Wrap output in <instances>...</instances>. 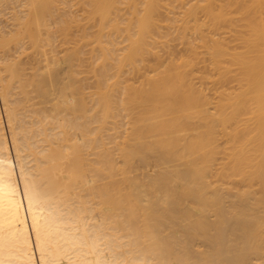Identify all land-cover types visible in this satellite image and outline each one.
<instances>
[{
    "label": "bare ground",
    "instance_id": "bare-ground-1",
    "mask_svg": "<svg viewBox=\"0 0 264 264\" xmlns=\"http://www.w3.org/2000/svg\"><path fill=\"white\" fill-rule=\"evenodd\" d=\"M68 1L0 0V264H264L261 10L191 0L213 35L190 0Z\"/></svg>",
    "mask_w": 264,
    "mask_h": 264
},
{
    "label": "rangeland",
    "instance_id": "rangeland-1",
    "mask_svg": "<svg viewBox=\"0 0 264 264\" xmlns=\"http://www.w3.org/2000/svg\"><path fill=\"white\" fill-rule=\"evenodd\" d=\"M74 1H75V0H74ZM74 1H73V2H74ZM81 1H82V2H85V0H81ZM81 1H80V2H81ZM182 1H183V0H182ZM185 1L187 2V0H185ZM194 1L197 2V0H194ZM199 1H200V0H199ZM202 1H203V0H202ZM209 1H211V0H209ZM209 1H208V2H207V1H204V2L209 3ZM215 1H218V0H215ZM215 1H213V2H215ZM235 1H239V0H235ZM235 1H234V2H235ZM243 1H244V0H243ZM243 1H242V3H240V4H239V3H238V4L235 3L233 6H230L229 8H227L228 10H231L230 8L232 7V8H233L232 10H234L233 12L231 11L232 15H231L230 12H226V14H230V15H228L229 18H230V16L232 17V18H230L231 20H232L233 17H234V19H233V20H234V23H236V22H235V21H236V20H235L236 16H240V15H241V16H244L243 19L245 18V15H244V14L242 15V12H247V11H245V9L249 11L251 8H254L255 10L258 9L259 12H260V10H261V12L264 11V4H259V5H257L258 2H257V3H253V2H255L256 0H255V1L252 0V1H253L252 3H249L250 0H246V2L248 1V4L245 3V5L243 4L245 1H244V2H243ZM261 1H262V0H261ZM261 1H259V2H261ZM73 2H69V1H68V3H67V4H68V5H67L68 7H66V8H68V9L65 8L66 11L69 13L70 10H73V11L70 12V14L73 12L71 16H73V14L76 13L75 15H76V16L78 15L79 18H81L82 14H84V16H83L82 18H85V19H86L85 15L88 16V14H87V12H83V9H85V8H83V7L81 6V8H83V9H81L80 6L77 5V4L79 3L78 0H76V1L74 2V3L76 4V6L73 5V4H74ZM179 2H180V1H179ZM179 2H177V3H179ZM200 2H201V1H200ZM204 2H202V4H203ZM221 2H222V1H221ZM221 2H220V0H219V1L216 2V3H218V4L220 3V4H221ZM226 2H229V1L226 0ZM231 2H232V0L230 1V3H231ZM239 2H241V1H239ZM250 2H251V1H250ZM70 3H73V4L71 5V8L69 7V6H70ZM182 3H183V2H182ZM189 3H191L190 5H193V4H194V2L191 1V0L189 1ZM198 3H199V2H198ZM198 3H197V4L195 3L196 5H195V4H194V5L197 6ZM211 3H212V2H211ZM223 3H225V1H223ZM223 3H222L221 5H223ZM79 4H80V3H79ZM199 4L201 5V3H199ZM232 4H233V2H232L231 4H229V5H232ZM246 4H247V5H246ZM82 5H83V4H82ZM179 5H181V4H179ZM190 5H187V7H186V5H184V7H186V9H187L188 7H190ZM194 5H193V6H194ZM203 5H204V4H203ZM227 5H228V4H226V6H227ZM72 6H75L74 8H76V9L74 10V8H73ZM83 6H85V5H83ZM208 6H209V4L207 5V9H208ZM219 6H220V5H219ZM219 6H218V5H215L214 8H216V7L219 8ZM223 6H224V5H223ZM226 6H224V7H226ZM245 6H246V8L244 9V11L240 12V15H239V13H235L236 11H239V10L241 11V8H242V10H243V8H244ZM77 7H78V8H77ZM178 7H180V6H178V4H177V8H178ZM181 7H182V5H181ZM199 7H200V6H199ZM201 7H202V6H201ZM201 7H200V8H201ZM204 7H205V5H204ZM204 7H202V8L204 9ZM209 7H212V8H213V6H211V4H210ZM227 7H228V6H227ZM69 8H70V9H69ZM195 8H196V7H195ZM200 8H198V6H197V8L194 10V13H196V12H197L196 10H199ZM218 8L213 9V10L211 9V10H212V11H214V10L217 11ZM237 8H240V9L238 10ZM249 8H250V9H249ZM77 9H78V11L76 12ZM122 9H124V8H122ZM184 9H185V8H184ZM209 9H210V8H209ZM219 9H221V8H219ZM223 9H224V8H223ZM227 9H225V10L227 11ZM235 9H236V10H235ZM254 9H253V10H254ZM182 10H183L182 8H179V9L176 10V11L181 12ZM205 10H206V7H205ZM251 10H252V9H251ZM251 10H250V11H251ZM253 10H252V12L249 11V13H253ZM255 10H254V11H255ZM84 11H86V10H84ZM123 11L126 12L125 9H124ZM123 11H122V13H123ZM195 11H196V12H195ZM199 11H200V10H199ZM199 11H198V12H199ZM208 11H209V10H208ZM215 11H214V12H215ZM258 11H257V14H255V15L252 14V15L257 16V15H258ZM74 12H75V13H74ZM219 12L221 13V11H219ZM261 12H260V15H261V16L259 15L260 17L264 16ZM126 13H127V12H126ZM208 13L212 14L211 12H208ZM208 13H207V15H208ZM217 13H218V12H217ZM249 13H247V14H249ZM177 14L179 15V14H182V13H177ZM205 14H206V13H204V10H203V11H200L197 15H195V16H198L197 18H200V22H201V23L199 22V25H202V24H204V23H206V24L208 23V22H204V21H207V19L209 18V17L207 18ZM210 14H209V16L214 17L213 15H210ZM224 14H225V11H224ZM5 15H6V14H5ZM5 15H4V16H5ZM9 15H10V14H9ZM123 15H124V13H123ZM182 15H183V14H182ZM182 15H180V17H181ZM250 15H251V14H250ZM250 15H249V17H250ZM4 16H0L1 27H2V30L4 29V30H7V31L9 32L10 29H9V28L6 29V27H4V26H7V20H9V19L6 20V16H5V17H4ZM195 16H194V18L196 19ZM215 16H216V15H215ZM220 16H221V15H220ZM224 16H225V15H224ZM224 16H222L220 19L218 18L219 21H218V19H216V20H217V21H216L215 19H212V18H211V19L214 20L215 23H216V25H214L215 27L218 25L217 22H220L222 19L226 18V17H224ZM226 16H227V15H226ZM228 16H227V18H228ZM259 16H258V17H259ZM1 17H3L4 19L1 18ZM73 17H75V16H73ZM249 17H248V18H249ZM96 18L98 19V17H96ZM96 18L94 17V19H96ZM201 18H202V19H205V20H204V21H203V20L201 21ZM214 18H215V17H214ZM216 18H217V16H216ZM254 18H255V17H254ZM256 18H257V17H256ZM77 19H78V18H77ZM85 19H84V20H85ZM97 19H96V20H97ZM179 19H180V18H179ZM211 19H210V20H211ZM236 19H238V18H236ZM82 20H83V19H82ZM87 20H88V17H87ZM87 20L83 21V23L85 22V26H86V22H88ZM91 20H93V19H91ZM231 20H230V22H233V21H231ZM240 20H242V19H240ZM246 20H247V16H246ZM257 20H258V18H257ZM259 20H263V18H261V19H259ZM89 21H90V18H89ZM97 21H98V20H97ZM179 21H180V20H179ZM194 21H195V20H194ZM197 21H198V19H197L195 22L197 23ZM214 21H211V23H212L211 26H213ZM224 21H225V24H226V26L224 25V27H225V28H228L229 31H231V29L233 30V28L236 27V24H235V26H233V23H232V25H231L230 22H229V24H230L231 26H233V28L230 29V28L227 26V23H228V22H226V19H225ZM263 21H264V20H263ZM81 22H82V21H81ZM91 22H92V21H91ZM203 22H204V23H203ZM238 22L241 23V25H242V22H240L239 19H238ZM243 22H245V21H243ZM5 23H6V24H5ZM89 23H90V22H89ZM89 23H87V24H89ZM193 23H194V22H193ZM220 23H223V22L221 21ZM80 24H81V23H80ZM179 24H180V22H179ZM206 24H204L205 27L207 26V28H205V29H206V30L208 29V30L211 32L210 29H211L212 27L208 28L210 24H209V25H208V24L206 25ZM223 24H224V23H223ZM229 24H228V25H229ZM244 24H245V23H244ZM82 25H83V24H81V26H82ZM90 25H91V27H92V24H90ZM90 25H88V26H90ZM199 25H198V26H199ZM219 25H220V24H219ZM221 25H222V24H221ZM237 25H238V23H237ZM192 26H193V24H192ZM231 26H230V27H231ZM244 26H245V25H242L241 27H244ZM91 27H90V28H91ZM200 27H202V26H199V29H203V28H204V27H203V28H200ZM220 27L222 28L223 26H220ZM237 27H238V26H237ZM76 28H77V27H76ZM76 28H74L75 30L73 29L75 32H76V30H77ZM94 28H95V27H92V29H93L92 31H93V32L97 30L96 28H95L96 30H94ZM193 28L195 29V27H193ZM216 28H217V27H216ZM216 28H212V29H214V32H215V29H216ZM218 28H219V27H218ZM221 28H219V29H221ZM225 28H224V29H225ZM245 28H248V27H245ZM196 29H198L197 24H196ZM205 29H203V30H205ZM219 29H218V30H219ZM239 29H241L240 26H239L238 29L236 28L237 31H239ZM4 30H3V31H4ZM203 30H200L201 33L204 34V35H206V36H208V35H209V32L205 31V32H206V34H205V32H204V33L202 32ZM225 30H226V29H225ZM228 30H227V31H228ZM193 31H195L194 33H197V32H198V30H197V32H196V30H192L191 33H193ZM200 31H199V32H200ZM212 31H213V30H212ZM216 31H217V29H216ZM222 31H224V30L221 29V30H219L218 33L216 32V34L219 35L220 32H222ZM229 31H228V34H229ZM243 31H244V29H243ZM247 31H248V30H247ZM247 31L245 30L246 33L250 32V31H248V32H247ZM199 32L197 33V36L199 35ZM224 32H225V31H224ZM224 32H223V35L225 34ZM245 32H243V34H246ZM76 33H78V31H77ZM79 33H80V32H79ZM79 33H78V34H79ZM191 33H190V34H191ZM194 33H193V34H194ZM211 33H212V32H211ZM211 33H210V34H211ZM230 33H235V34H232V35H234V36H236V34H238V33H240V34H238V36L242 35V34H241V33H242L241 31H239V32H235V28H234V32H230ZM74 34H75V33H74ZM212 34L214 35V33H212ZM212 34H211V35H212ZM226 34H227V33H226ZM228 34H227L226 36H228ZM75 35L77 36V34H75ZM218 35H215V36L218 37ZM220 35H222V33H221ZM229 35H230V34H229ZM191 36L193 37V39L195 38V37H194L195 35L193 36V35L191 34ZM230 36H231V35H230ZM234 36H233V37H234ZM58 38H59V37H58ZM58 38H55V39L53 40L55 45L61 43V42H59L60 39H58ZM197 38H198V37H197ZM56 39H58V41H57ZM195 39H196V38H195ZM53 41H52V42H53ZM55 42H56V43L58 42V43L56 44ZM198 42H199V41H197V43H198ZM177 43H178V41H177ZM177 43H176V44H177ZM86 44H87V47H89V48H87L86 46L83 47V49H85V51H86L87 53H86V52H83V56H84L83 63H82L83 65H82L81 63H79V62H82L81 59L83 58V57H82V53H81L80 56H81L82 58H80V61H78V67H80V65H82V66H81L82 68L80 67V69L82 70V71L80 70V71L82 72V73L80 72V73H81V78H82V76H85V77H83V78H86V80L84 79V80H85V82H84V83H85V86H83V87H86V88H84L85 90H87V89L90 88V89H89L90 91H89V90H87V91L84 90V92H89L90 95H89V93H87V94H88V96H87V95L84 93V94L86 95V96H85V95H84V96L89 98V99L87 98V100H90V99L92 98L91 95H93V93L96 91V90L94 91L93 89H96V88H97V87L95 88V86H94V85L97 83V82H96L97 80H95V78H94V77H95L94 69H93V68H90L91 65H90V63H89V62H91V63L93 62V61H92L93 58H91V59H92L91 61H90V59H89L90 57H92L91 52H92V49H93V48H92L93 45L91 44V45H92V46H91L90 43H85V45H86ZM88 44H89L90 46H89ZM199 44H201V43L199 42ZM233 44H234V43H233ZM178 45H179V46L177 47L178 49H179V47H182L180 44H178ZM11 46H12V45H11ZM201 46H202V45H201ZM231 46H233V45L231 44ZM236 46L240 47L239 45H236ZM60 47H61V46H60ZM234 47H235V46H234ZM90 48H91V49H90ZM199 48H201L200 45H199ZM202 48H203V47H202ZM12 49H13V48H12ZM61 49H62V48H61ZM83 49H82V50H83ZM90 50H91V51H90ZM14 51H15V50H13V51L11 52V54H12ZM88 51H89V52H88ZM85 53H86V55H85ZM64 54H65V53H64ZM90 55H91V56H90ZM88 56H89V57H88ZM84 61H87V62L89 61V62H88V63H89V66H88V63H87V62L84 63ZM87 66H88V67H87ZM92 66H93V64H92ZM87 68H88V69H87ZM89 68H90V70H89ZM78 69H79V68H78ZM89 71H90V72H89ZM83 72H84V75H83ZM85 74H86V75H85ZM92 75H93V76H92ZM78 77H79V76H78ZM79 78H80V77H79ZM81 78H80V79H81ZM83 78H82V79H83ZM87 78H88V79H87ZM91 79H92V80H91ZM84 80H83V81H84ZM88 80H89V81H88ZM90 81H91L92 83H91ZM86 83H87V84H86ZM89 83H90L91 85H90ZM82 85H83V83H82ZM96 85H97V84H96ZM136 85H139L138 82H136ZM89 86H90V87H89ZM91 86H93V87H91ZM91 90H92V91H91ZM92 92H93V93H92ZM91 93H92V94H91ZM90 97H91V98H90ZM90 101H91V100H90ZM92 101H93V99H92ZM123 114H124V115H123ZM123 114H122V112H120V114H119V113L116 114L114 118H113V117L110 118V119H113L114 121H111L110 119L108 120V118L105 119V120H106L105 123H104V124H105V129H104L105 131L102 130L101 132H103V133L100 132V136H103L102 139H104V142L107 141V140L109 141V140H110L109 138H112L111 136H113V135H114V136H116V135H117V136H118V135L121 136V135L123 134V131H125V128H128V127H129V125H128V126L125 125V122H127V120H128V119H127V120L125 119V112H123ZM118 116H119V117H118ZM117 117H118V120H117ZM119 118H121V122H120V119H119ZM122 119H123V120H122ZM109 121H110V122H109ZM113 122L115 123V126H116V127L114 126ZM107 123H108V124H107ZM109 123H110V124H109ZM121 123H122V124H121ZM96 125H99V124H95V126H96ZM108 125H109V126H108ZM119 125H120V126H119ZM93 126H94V125H93ZM107 126H108V127H107ZM112 126H113V129H112ZM118 126H119V127H118ZM109 127H111V128L109 129ZM123 127H124V128H123ZM107 128H108L110 131H109ZM106 129H107V130H106ZM110 132H111V133H110ZM108 133H109V134H108ZM115 133H116V134H115ZM120 133H121V134H120ZM124 134H125V133H124ZM124 134H123V136H124ZM107 135H108V136L111 135V136L107 137ZM105 137H106V138H105ZM107 138H108V139H107ZM79 139H81V138H79ZM79 139H78V140H79ZM80 141H81V140H80ZM107 143H108V142H107ZM109 145H110V144H109ZM109 145H108V146H109ZM112 145H113V144H112ZM112 145H111V146H112ZM111 146H110V147H111ZM96 150H97V149H96ZM96 150H95V151H96ZM89 152H94V151H90V150H89ZM89 152H88V154H89ZM85 153H86V152H85ZM86 155H87V154H86ZM93 157H94L93 155H92V157H91V155L89 156L90 159H91V158L93 159ZM163 166H166V165H163ZM170 166H172V165H170ZM137 167H138V166H137ZM150 167H151L150 170H153L152 172H155V171L158 170V167L155 168L153 165H151ZM138 168H139V167H138ZM138 168L135 167V168L132 170V175L134 176V175L136 174L134 177L136 178V180L138 181V183H144V182L149 181V178L146 177V176H150V174L152 173L151 171H149V168H148V167H143L145 170H144L143 168H142V169H141V168L138 169ZM162 168H164V167H162ZM136 169H137V171H135ZM160 169H161V168H160ZM143 170H144V171H143ZM134 171H135V172H134ZM146 171H147V173H148V171L151 172V173H148V175H147V174H146ZM145 174H146V176H145ZM136 176L140 177V180H141V181H139V180H138V177H136ZM146 179H148V180H146ZM144 180H145V181H144ZM208 213H209V214L212 216V218H213V214H211V212H208ZM208 213H207V215H208ZM209 218H211V217H209ZM213 219H214V218H213ZM187 221H188V220H187ZM187 221H182V222L180 221L181 223L179 222V225H177V227H175V228H179V229H181V227H183V224H184V223H185V225H186ZM188 222H189V221H188ZM182 223H183V224H182ZM181 224H182V225H181ZM178 226H179V227H178ZM180 226H181V227H180ZM175 228H174V230H175ZM171 231H172V230H171ZM169 232H170V231H169ZM202 241H203V240L201 239V240L197 243V245H198V244H199V245H198L197 247L195 246V247H196L195 250L197 251L196 253H200V252H198V250H197V248H198L199 246H201V247H199L200 250H204L205 247H207L208 244L205 243V242H202ZM204 243H205V244H204ZM202 244H203V246H202ZM205 245H206V246H205ZM209 248H210V247L208 246V251L210 250ZM206 249H207V248H206ZM205 251H206V250H205ZM201 252H202V251H201Z\"/></svg>",
    "mask_w": 264,
    "mask_h": 264
}]
</instances>
